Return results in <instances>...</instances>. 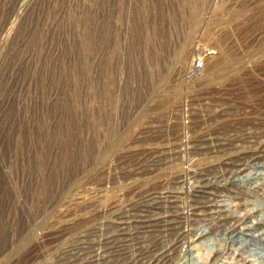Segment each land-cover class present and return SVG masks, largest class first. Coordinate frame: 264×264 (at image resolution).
<instances>
[{"label":"rangeland","instance_id":"1","mask_svg":"<svg viewBox=\"0 0 264 264\" xmlns=\"http://www.w3.org/2000/svg\"><path fill=\"white\" fill-rule=\"evenodd\" d=\"M263 139L264 0H0V264H264Z\"/></svg>","mask_w":264,"mask_h":264},{"label":"bare ground","instance_id":"2","mask_svg":"<svg viewBox=\"0 0 264 264\" xmlns=\"http://www.w3.org/2000/svg\"><path fill=\"white\" fill-rule=\"evenodd\" d=\"M258 112V111H257ZM219 114V113H218ZM220 114H221V112H220ZM238 117V116H237ZM218 118V117H217ZM227 118V117H226ZM207 119V118H206ZM216 136V135H215ZM260 138V137H259ZM261 140V139H260ZM264 140V139H263ZM227 141V140H226ZM261 142V141H260ZM250 144V143H249ZM248 144V145H249ZM190 145V144H189ZM246 145V144H245ZM195 146V145H194ZM244 147V146H243ZM249 147V146H248ZM255 147H257V146H255ZM216 148V147H215ZM214 148V149H215ZM220 148V147H219ZM250 148V147H249ZM242 150V149H241ZM194 154V153H193ZM194 155H196V154H194ZM260 155H263V158H264V152L261 154L260 153ZM225 156V155H224ZM260 162V161H259ZM238 164V163H237ZM235 167V166H234ZM192 169H194V168H192ZM195 170V169H194ZM198 179V178H197ZM203 179V178H202ZM199 181H200V178H199ZM204 183V182H203ZM236 195V194H235ZM216 197H218V196H216ZM160 198V197H159ZM154 199V198H153ZM167 200V199H166ZM149 201V200H148ZM210 203V202H209ZM213 208H210V210H212ZM192 211V210H191ZM174 221V220H173ZM232 225V224H231ZM124 230V229H123ZM235 234V233H234ZM106 240H108V239H106ZM117 248H119V247H117ZM164 250V249H163ZM220 253V252H219ZM123 254H125V253H123ZM121 255V254H120ZM161 258V257H160ZM161 263H163V262H161Z\"/></svg>","mask_w":264,"mask_h":264}]
</instances>
